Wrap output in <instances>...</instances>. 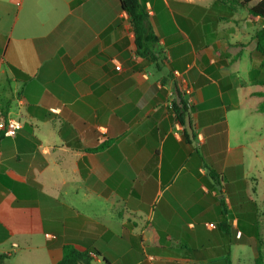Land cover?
<instances>
[{"label": "crops", "instance_id": "obj_1", "mask_svg": "<svg viewBox=\"0 0 264 264\" xmlns=\"http://www.w3.org/2000/svg\"><path fill=\"white\" fill-rule=\"evenodd\" d=\"M140 1L152 62L119 0H0V120L21 124L0 130V264L66 242L90 264H255L258 238L264 258V19Z\"/></svg>", "mask_w": 264, "mask_h": 264}, {"label": "trees", "instance_id": "obj_2", "mask_svg": "<svg viewBox=\"0 0 264 264\" xmlns=\"http://www.w3.org/2000/svg\"><path fill=\"white\" fill-rule=\"evenodd\" d=\"M121 7L128 13L132 29L135 36V44L137 53L146 59L148 62L156 61L157 57L153 47L157 43L150 23L148 21L147 12L140 0H119ZM216 1V0H214ZM237 7L247 9L252 17H259L264 19V0H234ZM254 47L251 50L252 68L249 71V79L251 83L264 86V25L258 28L254 35ZM262 95V93H259ZM180 106L175 110L177 117L181 123L184 122L185 111L184 102H179ZM262 110V108H261ZM100 147L89 149L97 150ZM261 240L258 238V245L254 247L255 264H264V258L261 251ZM62 257L55 264H90V260L86 251L77 250L73 244L64 243L62 247ZM3 264V263H2Z\"/></svg>", "mask_w": 264, "mask_h": 264}, {"label": "built area", "instance_id": "obj_3", "mask_svg": "<svg viewBox=\"0 0 264 264\" xmlns=\"http://www.w3.org/2000/svg\"><path fill=\"white\" fill-rule=\"evenodd\" d=\"M116 68H119V66H116ZM183 90L186 94L190 93L189 87H184ZM20 127V122L15 118L8 117L4 120H0V130L4 136H15ZM209 225L214 226L213 223H210ZM12 247H17V244L13 243ZM11 252L12 250L10 249L6 254H10Z\"/></svg>", "mask_w": 264, "mask_h": 264}, {"label": "rangeland", "instance_id": "obj_4", "mask_svg": "<svg viewBox=\"0 0 264 264\" xmlns=\"http://www.w3.org/2000/svg\"><path fill=\"white\" fill-rule=\"evenodd\" d=\"M257 116H258V118H259L260 120L264 121V113H259ZM263 179H264V178H263ZM263 182H264V180H263ZM263 229H264V224H263ZM262 236L264 237V232L262 233Z\"/></svg>", "mask_w": 264, "mask_h": 264}]
</instances>
